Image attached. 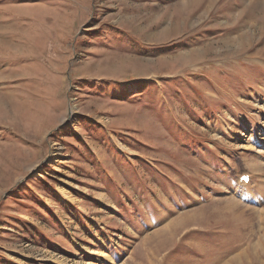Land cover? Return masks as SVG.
<instances>
[{"label": "rangeland", "instance_id": "1", "mask_svg": "<svg viewBox=\"0 0 264 264\" xmlns=\"http://www.w3.org/2000/svg\"><path fill=\"white\" fill-rule=\"evenodd\" d=\"M0 264H264V0H0Z\"/></svg>", "mask_w": 264, "mask_h": 264}, {"label": "snow or ice", "instance_id": "2", "mask_svg": "<svg viewBox=\"0 0 264 264\" xmlns=\"http://www.w3.org/2000/svg\"><path fill=\"white\" fill-rule=\"evenodd\" d=\"M243 179H244V180H248V177H244Z\"/></svg>", "mask_w": 264, "mask_h": 264}]
</instances>
